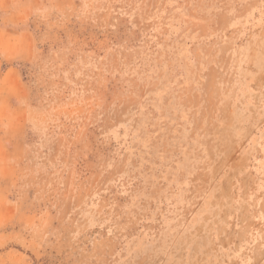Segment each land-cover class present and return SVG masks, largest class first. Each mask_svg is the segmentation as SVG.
Returning <instances> with one entry per match:
<instances>
[{"label":"rangeland","instance_id":"obj_1","mask_svg":"<svg viewBox=\"0 0 264 264\" xmlns=\"http://www.w3.org/2000/svg\"><path fill=\"white\" fill-rule=\"evenodd\" d=\"M0 264H264V0H0Z\"/></svg>","mask_w":264,"mask_h":264}]
</instances>
